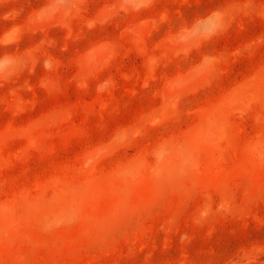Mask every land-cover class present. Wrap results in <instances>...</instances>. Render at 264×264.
Instances as JSON below:
<instances>
[{
    "label": "rangeland",
    "instance_id": "obj_1",
    "mask_svg": "<svg viewBox=\"0 0 264 264\" xmlns=\"http://www.w3.org/2000/svg\"><path fill=\"white\" fill-rule=\"evenodd\" d=\"M0 264H264V0H0Z\"/></svg>",
    "mask_w": 264,
    "mask_h": 264
}]
</instances>
